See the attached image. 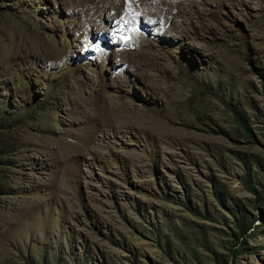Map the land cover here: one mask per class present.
I'll return each instance as SVG.
<instances>
[{"label":"rangeland","instance_id":"obj_1","mask_svg":"<svg viewBox=\"0 0 264 264\" xmlns=\"http://www.w3.org/2000/svg\"><path fill=\"white\" fill-rule=\"evenodd\" d=\"M107 1L0 0V263L264 264V0Z\"/></svg>","mask_w":264,"mask_h":264},{"label":"trees","instance_id":"obj_2","mask_svg":"<svg viewBox=\"0 0 264 264\" xmlns=\"http://www.w3.org/2000/svg\"><path fill=\"white\" fill-rule=\"evenodd\" d=\"M7 120L8 117L6 114L3 117H0V197L8 190L7 184L10 181L12 174L14 159V154H12L13 149L11 148V144L8 143L5 132L13 129L15 125L7 124ZM253 191L255 190L253 189ZM254 221L255 218L246 214L236 215V220L234 221L233 226L238 233L237 237L251 236L255 231ZM232 251L233 253L237 252L235 249H232Z\"/></svg>","mask_w":264,"mask_h":264},{"label":"bare ground","instance_id":"obj_3","mask_svg":"<svg viewBox=\"0 0 264 264\" xmlns=\"http://www.w3.org/2000/svg\"><path fill=\"white\" fill-rule=\"evenodd\" d=\"M123 2L121 4V6H118L120 8L117 9V13L119 14H124L125 11H127L130 15H132L133 17L134 16H137V17H140L142 15H146L147 12L142 9V7L140 6V2L144 1V0H122ZM148 1V3L150 5H153V4H156V5H159V0H146ZM111 2V0H110ZM109 0L106 2L107 3H110ZM116 2V1H115ZM119 2V1H118ZM117 2V3H118ZM111 4V3H110ZM125 4V5H124ZM115 5V4H114ZM122 7L125 9H122ZM143 7L146 9V7L143 5ZM150 7V6H149ZM105 8H106V5H105ZM150 14L153 13L152 9L149 11ZM129 14L127 16H129ZM121 16V15H120ZM125 19V18H124ZM126 20H127V17H126Z\"/></svg>","mask_w":264,"mask_h":264}]
</instances>
